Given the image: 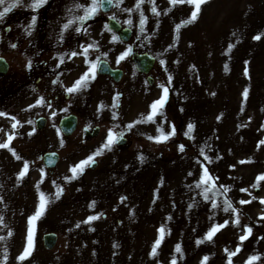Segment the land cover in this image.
I'll list each match as a JSON object with an SVG mask.
<instances>
[{
    "label": "rangeland",
    "instance_id": "374dc122",
    "mask_svg": "<svg viewBox=\"0 0 264 264\" xmlns=\"http://www.w3.org/2000/svg\"><path fill=\"white\" fill-rule=\"evenodd\" d=\"M138 2L113 0L108 12L99 7L79 21L91 0H47L35 11L17 7L0 21V55L9 62L0 75V144L13 137L12 151L0 148V264H229L232 252L231 264L254 256L252 264H264V180L257 179L264 175V0H207L189 24L194 5ZM108 16L131 27L128 40L108 28ZM69 20L75 23L65 29ZM131 44L155 56L151 82L135 68ZM99 58L121 67L120 79L96 70L86 88L68 93ZM162 86L168 88L163 108L153 121L136 123L152 112ZM69 112L78 125L65 135L58 121ZM38 115L46 117L41 129ZM95 124L97 134L85 138L82 128ZM109 131L125 139L72 179L70 169L94 156ZM45 150L59 153L52 169L43 164ZM205 169L212 180L197 187ZM213 182L215 195L206 200L204 189ZM40 192L51 202L34 222L31 254L20 260ZM224 201L235 211L225 212ZM92 216L98 219L86 223ZM161 228L164 238L152 256ZM49 230L57 233L52 248L42 243Z\"/></svg>",
    "mask_w": 264,
    "mask_h": 264
},
{
    "label": "snow or ice",
    "instance_id": "6c2138e0",
    "mask_svg": "<svg viewBox=\"0 0 264 264\" xmlns=\"http://www.w3.org/2000/svg\"><path fill=\"white\" fill-rule=\"evenodd\" d=\"M142 2H143V0H139V2L137 4V7H139V3H142ZM206 2H207V0H170V3H172L174 5L175 4H183V3H187L189 5H194V10L191 12L190 19L185 21L184 24H189V23L194 22L197 19L198 15H199V12H200V9H201V5L206 3ZM45 3H47V0H31V3H28L27 5H25V0H0V9H2V10H0V21H2L4 19V17L9 12H11L13 9H15L17 7L27 6V7L31 8L33 11H35V10H38L39 8H41ZM108 3H111V0H108ZM77 7L80 8V7H83V6L82 5H77ZM99 7H100V0H91L90 6L84 8V15L80 16V17H77V20L86 21L88 19H91L97 13ZM152 12L154 14H157V15L159 14V13L156 12V8L155 7L152 8ZM35 21H36V17L33 16L32 17V25L35 24ZM73 23H75V21L69 20L68 23L64 25V28L68 29ZM129 23H131V21H129ZM144 23H145V18L143 17V15H141V19H140L141 31H143ZM32 25H30V27ZM182 26L183 25H178L177 26V31ZM113 39L115 40L116 37H113ZM254 39L259 40L260 36H256V37H254ZM89 47H92V46L90 45ZM232 47H233V45H229V51H231ZM88 51H89V48H84L83 54H84L85 57H87ZM72 55L75 56V55H77V53L73 52ZM126 55H127V53H125L124 55L119 57V60L124 59V57ZM61 60H62V58H61ZM119 60H118V62H119ZM161 63H163V62H161ZM96 69H97V64L96 63L91 64L90 67H89V70L86 71L80 77V79L75 82V84L72 87L68 88L67 92L68 93H74V92L80 91L83 88H86L88 86L89 80L93 79L95 77ZM225 70L227 71V65H225ZM247 74L248 73H247V68H246L245 69V75H247ZM170 81H171V77H169V82ZM167 96H168V88L167 87H163V96L161 97L160 100L154 102L153 105H151L152 112L145 118V120L137 121L136 123L153 121L154 117L158 113V109H162L163 108L164 103L167 100ZM243 96H244L245 99L247 98V89H245V92L243 93ZM42 102H43L42 100L38 101V103H42ZM0 115H3V113H0ZM132 126L133 125H128L129 128H131ZM12 127L15 128L16 124L14 123L12 125ZM192 128H193V126L190 124L188 126V132L185 133V134L190 136V134L192 132ZM174 134H175V129H173L172 132L167 134V135H165L163 132H161V136L157 138L156 142L159 143V142L166 141V140L169 139L170 135H174ZM122 137H123V133H119V134H115L114 135L112 131H109L108 137H107V140H106L105 144L102 146L101 149L97 150V152L94 154V156H89L86 160L81 161L78 165H76V166H74V167H72L70 169V171L72 173V177L71 178L75 179V178H77V176L79 174H82L84 169H85V167L90 166V165H92L95 162V156L102 155L105 149L111 150L112 145L115 144V143H118L119 139H122ZM12 138L13 137H11V136L9 137V142L8 143L0 144V148H8L9 151H12V149L9 147V143H10ZM150 139H151V137H150ZM260 143L264 144V141H261ZM180 150L183 151V146H180ZM201 153H203V150H201ZM13 155H15L14 152H13ZM16 158L20 159V157H18V156ZM241 163H243V162H241ZM28 167H29L28 164L25 163L23 170L19 174L20 178H23L26 175V173L28 172ZM257 179H258V181L259 180H264V175L259 176ZM211 180H212V177L207 172V169H205L204 176L201 178V183L197 184V187H200L202 184L203 185H209V182ZM253 187H257V185L253 184ZM214 188H215V184L213 182L210 186H208V187H206L204 189V194H205L204 198L206 200L209 199L208 193L209 192H213ZM224 191L227 192L228 189L225 188ZM242 191H246V190L242 189ZM61 194H62V189L58 188L56 193H55V199H59ZM213 195H215L214 192H213ZM50 202H51V200L43 192L39 193V204H38V207H37V211H36L34 216L29 218L30 227H29V232H28V244L25 247L24 252L22 253V255L20 257H18V259L24 260L31 254L32 243H33V234H34V222L43 215L44 211L47 208V205ZM250 202L251 201H243V200L240 201L241 204L250 203ZM261 203H264V201H261ZM224 204H225V207H224L223 210L225 212L229 211L230 209L233 212L235 211V209L232 208L231 202L224 201ZM212 207L216 208L217 204L213 203ZM95 219H98V217L92 216V217H89L88 220L85 221V222L88 223V222H91L92 220H95ZM235 223L236 224L239 223V219L238 218L235 221ZM226 224H227V222H225V225L213 226L210 229V231L208 232V234L206 236V239L211 240L212 237L215 235V233L220 230V227L226 226ZM246 231H247L248 234L251 233V229L250 228L247 229ZM164 232H165L164 228H161L159 230V233H160L159 238L155 241V243H154V245L152 247V251H151V255L152 256H155L157 254V249L159 248V246H160V244H161V242H162V240L164 238ZM240 239H241V241L247 239V235L242 236ZM198 243H202V241H198ZM175 250H176L177 253H180L181 252L180 246L177 245ZM238 251H239V249H237V252ZM236 254H237L236 252L229 253V264H231V256L236 255ZM257 259H259V258L255 257V256L251 257L249 262H248V264H252V262L257 260ZM204 261L205 262L207 261V257L204 258ZM172 264H176L175 259L172 261Z\"/></svg>",
    "mask_w": 264,
    "mask_h": 264
},
{
    "label": "water",
    "instance_id": "95a60500",
    "mask_svg": "<svg viewBox=\"0 0 264 264\" xmlns=\"http://www.w3.org/2000/svg\"><path fill=\"white\" fill-rule=\"evenodd\" d=\"M113 4V0L111 3H108V0H100V8L102 11H108ZM107 26L116 31L119 37L122 40H127L131 36L132 29L129 26H122L121 22H119L116 18L109 16L107 18ZM132 62L135 65V68L143 73H148L152 68L155 57L148 51H137L132 50L131 53ZM8 62L5 57L0 56V73H5L7 71ZM97 71L102 74H109L114 80H119L122 75V69L120 67L112 66L106 59L101 58L97 62ZM148 82L152 81L151 75L147 74ZM45 116L40 115L35 118V125L37 128H42L45 124ZM59 128L62 133L69 135L71 134L77 125V115L75 113H68L63 115L59 120ZM99 129L98 125L92 127L91 130L85 128L84 136L91 137L97 134ZM124 139H119L118 143H121ZM59 159V154L55 150H47L42 154V160L46 167L52 169ZM93 165V164H92ZM91 165V166H92ZM57 240V233L53 230L46 231L42 234V242L44 247L52 248Z\"/></svg>",
    "mask_w": 264,
    "mask_h": 264
},
{
    "label": "flooded vegetation",
    "instance_id": "af4514ba",
    "mask_svg": "<svg viewBox=\"0 0 264 264\" xmlns=\"http://www.w3.org/2000/svg\"><path fill=\"white\" fill-rule=\"evenodd\" d=\"M114 33L118 35L117 32H114ZM133 49H134V50H137L135 44H131L130 50L132 51ZM139 51H142V50H139ZM3 57H5V56H3ZM5 59H6V58H5ZM6 61H7V59H6ZM108 61H109V60H108ZM7 62H8V61H7ZM110 64H111V63H110ZM111 65H112V64H111ZM112 66H113V65H112ZM8 69H9V62H8L7 71H8ZM121 69H122V68H121ZM7 71H6L5 73H7ZM122 71H123V69H122ZM5 73H0V75H3V74H5ZM104 75L110 76L109 74H104ZM110 77H111V76H110ZM111 78H112V77H111ZM73 113H74V112H73ZM76 115H77V114H76ZM77 118H78V117H77ZM77 125H78V119H77ZM95 125H97V124H95ZM95 125L84 126V127L82 128L83 136H84V129H85V128L91 130L92 127L95 126ZM76 128H77V126H76ZM76 128H75V129H76Z\"/></svg>",
    "mask_w": 264,
    "mask_h": 264
}]
</instances>
